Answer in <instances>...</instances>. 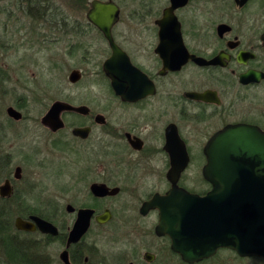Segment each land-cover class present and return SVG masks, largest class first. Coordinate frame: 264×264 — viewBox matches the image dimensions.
<instances>
[{
	"label": "flooded vegetation",
	"instance_id": "flooded-vegetation-1",
	"mask_svg": "<svg viewBox=\"0 0 264 264\" xmlns=\"http://www.w3.org/2000/svg\"><path fill=\"white\" fill-rule=\"evenodd\" d=\"M92 1L15 0V12L4 9L0 104L13 101L4 106L3 115L0 106L1 143L9 137V127L33 122L50 150L65 154L67 180L57 193L51 158L40 157L37 147L25 141L17 145L16 163L15 153L3 151L12 148L0 143V215L13 218L16 241L22 242L17 237L22 233L59 243L49 264H103L92 258L99 251L87 239L95 228L112 224L145 238L144 247L137 241L121 250L116 264H189L171 249L169 236L157 233L159 210L146 209V204L173 184L200 196L211 189L201 171L204 148L216 133L234 125L264 133V0H184L174 9L171 0L147 2L139 19L122 18L114 0H99L112 1L119 9L110 40L132 70L131 80L117 77L116 84L104 69L113 54L111 42L88 19ZM5 3L11 5V0ZM166 12L169 24L179 30L180 46L173 34H164L166 42L161 43L158 22ZM14 51L16 70L6 61ZM160 53L181 55L180 65L166 67ZM116 65L126 68L123 59ZM56 73H64L66 80L55 82ZM88 76L98 80L88 82ZM56 103L68 108L49 115ZM9 108L20 117L9 116ZM169 152L188 157L176 174L171 173ZM24 165L48 169L49 185ZM200 182L202 191L197 189ZM99 186L105 187L102 194L96 191ZM28 194L47 198L48 214L26 205ZM59 196L61 204L56 203ZM85 210L92 212L89 228L68 244L78 214ZM106 213L109 219L98 223L96 217ZM31 217L50 223L57 233L15 227L17 218ZM224 250L192 264L208 263Z\"/></svg>",
	"mask_w": 264,
	"mask_h": 264
},
{
	"label": "water",
	"instance_id": "water-1",
	"mask_svg": "<svg viewBox=\"0 0 264 264\" xmlns=\"http://www.w3.org/2000/svg\"><path fill=\"white\" fill-rule=\"evenodd\" d=\"M182 1L171 0L172 9ZM118 12L112 1L94 0L88 19L110 40L111 27L118 19ZM167 12L158 22L161 43L166 42L164 34H173V42L180 46L179 30L176 25L169 24ZM111 45L113 54L105 63L106 73L113 84L119 82L117 77L131 80L132 70L127 58L112 42ZM160 54L166 67L180 65L181 55ZM117 59H123L125 69L118 68ZM66 108L67 105L56 103L49 115ZM7 112L9 116L20 117L12 108ZM169 156L171 173L176 174L185 168L188 160L185 153L169 152ZM204 156L206 163L201 174L211 185L205 195L189 193L173 184L164 196L156 195L146 204V209L159 210L157 233L169 236L171 249L189 264L208 259L222 248L234 251L242 258L264 259V133L252 126H229L207 142ZM96 191L102 194L105 187L99 186ZM91 215L88 210L79 212L68 244L77 242L85 234ZM30 219L17 218L15 227L23 231L38 228L42 233H57L50 223L38 217ZM108 219L109 213L96 217L98 223H105Z\"/></svg>",
	"mask_w": 264,
	"mask_h": 264
},
{
	"label": "rangeland",
	"instance_id": "rangeland-1",
	"mask_svg": "<svg viewBox=\"0 0 264 264\" xmlns=\"http://www.w3.org/2000/svg\"><path fill=\"white\" fill-rule=\"evenodd\" d=\"M13 1L11 0V5H6L5 0H0V40L3 33L4 28V22L6 19L5 11L4 9L9 7L10 10H13L15 12V6L13 4ZM69 2L70 0H62ZM91 0H88V3ZM116 1L121 10H122V18L129 19L135 17L136 19H139L143 17V13L145 11V8L148 6L147 2H154V3H160L163 0H114ZM128 23V22H127ZM132 24H134V21H131ZM11 24L14 25V22L11 21ZM136 25V24H135ZM15 26V25H14ZM1 58V57H0ZM2 60H0L1 62ZM7 65L14 70L17 69V66H19V63L16 62V53L11 52L8 54V57L6 59ZM64 73H56L55 76V82H61L65 81L66 78H63ZM97 76H88V82L97 81ZM12 98H7L3 103L0 104V106L3 108L2 115L4 114V106H8L12 103ZM30 110L32 111L31 114L35 113V109L33 105H31ZM22 133L23 138H18V134ZM20 134V135H22ZM9 137L2 139V143L0 140L1 146L3 147H11L12 149H3L6 151H10L15 153V162H20V154L17 153L20 151L21 147L17 146L18 144L29 143V146L34 147L36 146L37 149L40 151L41 155L40 157H48L51 158L53 167V183L54 187L56 188V192L58 193V189L62 188L65 181L67 180L66 175L64 173V162H65V154L63 152L59 151H51L50 148L45 144V137L42 136L37 129L35 128V125L31 121L23 122L19 125H13L9 127L8 131ZM33 140L39 141L38 144L33 143ZM26 145V144H25ZM43 152V153H42ZM35 160V159H34ZM33 160V161H34ZM105 161H108L104 159ZM25 169L28 172L31 171H38L40 173L41 180L44 181L45 185H49L51 182V175L48 172V169L45 167L42 168H36L34 165H24ZM63 169V170H62ZM26 171V172H27ZM28 172L26 175H28ZM198 190L202 191L205 189L202 182H200V185L197 187ZM28 199L26 201V205L35 207L37 210L43 212L44 214H48V201L47 198L44 196H39L38 194H28ZM63 201V196H59L56 198V203L61 204ZM63 218L61 219V221ZM64 221V220H63ZM114 226V224H112ZM106 227L104 229H94L91 231V233L88 235L87 242L89 245L91 243H94L98 249V254L95 253L92 256L94 259H99L103 262V264H116V257L120 254V251L125 249V247H130L134 245L137 241H140L139 245L144 247L145 238L142 234H136L130 235L126 234L125 232L118 231L114 229L113 226ZM15 234V231L12 230L9 231V234L7 235V239L14 240L13 235ZM17 237L22 241H16L19 247L27 249L28 254H32L33 257L36 258L37 264H49L48 261L50 258L56 257L57 253L60 250V244L54 243V242H48L45 238H43L40 235H26L22 233H18ZM231 250H224L219 252L213 260H211L208 263L205 264H264V261H261V259H249V260H242L239 259V257L236 253H232ZM35 261V260H34ZM0 264H16L13 262H10L8 258L6 257L5 252H2V249H0Z\"/></svg>",
	"mask_w": 264,
	"mask_h": 264
},
{
	"label": "trees",
	"instance_id": "trees-1",
	"mask_svg": "<svg viewBox=\"0 0 264 264\" xmlns=\"http://www.w3.org/2000/svg\"><path fill=\"white\" fill-rule=\"evenodd\" d=\"M2 208H0V211ZM12 217L0 215V249L6 254L10 262L16 264H37L35 256L28 254L27 249L21 248L13 240L7 239L9 231L12 230ZM35 260V261H34Z\"/></svg>",
	"mask_w": 264,
	"mask_h": 264
}]
</instances>
